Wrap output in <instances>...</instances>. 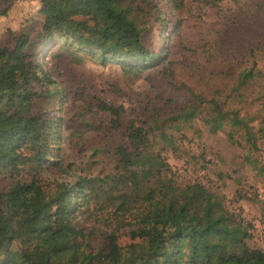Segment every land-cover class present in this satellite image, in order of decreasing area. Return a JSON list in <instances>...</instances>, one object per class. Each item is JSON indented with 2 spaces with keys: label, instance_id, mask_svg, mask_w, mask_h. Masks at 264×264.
Here are the masks:
<instances>
[{
  "label": "rangeland",
  "instance_id": "374dc122",
  "mask_svg": "<svg viewBox=\"0 0 264 264\" xmlns=\"http://www.w3.org/2000/svg\"><path fill=\"white\" fill-rule=\"evenodd\" d=\"M145 18V44L151 50L168 47L164 61L144 70L130 69L128 60H102L99 39L88 15L78 11L57 14L54 43L42 46L37 56L55 81L38 84L41 89L58 87L63 95L54 103L57 118L58 163L68 169L61 173L47 164L32 189L24 191L0 175V189L11 190L20 215L13 218L16 237L10 246L36 259L45 247L56 249L82 242L89 231L95 241L109 225L94 215L76 211L59 223L51 215L56 206L72 204L74 195L64 193L66 183L78 175H112L115 148L126 143L131 120L154 114L166 117L193 98L187 88L202 93L203 112L177 127L166 129L172 143L158 137L152 150L167 163L164 175L179 187L199 182L222 198L225 207L241 219L252 236L250 248L259 249L264 229V77H258L241 101L230 88L237 73L253 63L264 69V0H154ZM41 0H0V45L12 47L23 31L38 32L43 16ZM39 50V51H40ZM162 61V60H161ZM263 92V91H262ZM216 96L225 108H240V116L252 117L254 143L236 135L231 141L225 125L212 132L204 122L208 104ZM103 100L121 107V124L115 125L97 105ZM140 121H138L139 123ZM179 122V121H178ZM26 172L21 177L30 181ZM93 207V203H90ZM3 206L0 203V207ZM32 215H29L31 212ZM94 214V213H93ZM0 225L10 217L3 208ZM102 216V215H101ZM66 227L59 231L60 225ZM128 242L127 237L120 239Z\"/></svg>",
  "mask_w": 264,
  "mask_h": 264
},
{
  "label": "trees",
  "instance_id": "16d2710c",
  "mask_svg": "<svg viewBox=\"0 0 264 264\" xmlns=\"http://www.w3.org/2000/svg\"><path fill=\"white\" fill-rule=\"evenodd\" d=\"M41 3L43 21L38 32L32 36L31 31H23L14 37L12 47L0 45V175L6 174L11 185H19L24 191L35 186L48 163L61 173L68 171L54 154L59 134L53 106L63 92L56 86L36 87L55 83L36 55L42 52V46L61 37L54 32L57 14L81 11L90 17L102 60L125 59L130 69L140 71L162 63L169 52L168 47L157 51L145 44L144 22L149 17H144L151 8L157 12L154 0ZM258 77H264V69L257 68L256 63L244 67L237 73L229 95L234 92L241 101L245 97L242 89L249 88ZM187 92L193 98L168 116L149 114L131 120L126 143L115 148L112 175H78L65 184L64 193L74 195L75 202L56 206L51 215L58 223L78 210L94 215L96 221L106 216L109 229L102 233L101 241H95L93 231H89L82 242L60 249L45 247L32 259L10 246L16 237L12 221L21 212L11 190L0 189V218L4 217V207L10 212L0 225V264H264V251L249 247L246 240L251 232L225 207L222 198L199 182L176 186L164 175V158L152 150L157 137L172 143V134L166 129L203 112V94L192 88ZM258 93L264 96V90ZM206 102L208 108L202 119L212 132L229 125L226 135L231 141L239 135L254 143L252 117L240 116V108H225L226 101L215 95ZM97 106L108 113L113 124H121L123 108L103 100ZM24 172L30 181L21 177ZM59 225V231L66 229ZM122 237L128 242L121 243Z\"/></svg>",
  "mask_w": 264,
  "mask_h": 264
},
{
  "label": "built area",
  "instance_id": "2783aa9c",
  "mask_svg": "<svg viewBox=\"0 0 264 264\" xmlns=\"http://www.w3.org/2000/svg\"><path fill=\"white\" fill-rule=\"evenodd\" d=\"M259 249L261 251H264V229L263 231L261 232V234L259 235Z\"/></svg>",
  "mask_w": 264,
  "mask_h": 264
}]
</instances>
